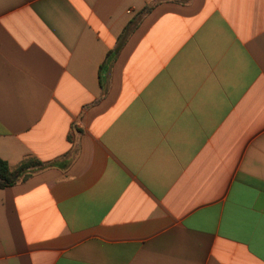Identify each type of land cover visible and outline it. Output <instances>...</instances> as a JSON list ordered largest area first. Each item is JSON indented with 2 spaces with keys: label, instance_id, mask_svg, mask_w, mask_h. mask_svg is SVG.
Wrapping results in <instances>:
<instances>
[{
  "label": "crops",
  "instance_id": "crops-1",
  "mask_svg": "<svg viewBox=\"0 0 264 264\" xmlns=\"http://www.w3.org/2000/svg\"><path fill=\"white\" fill-rule=\"evenodd\" d=\"M0 264H264V0H0Z\"/></svg>",
  "mask_w": 264,
  "mask_h": 264
},
{
  "label": "trees",
  "instance_id": "trees-1",
  "mask_svg": "<svg viewBox=\"0 0 264 264\" xmlns=\"http://www.w3.org/2000/svg\"><path fill=\"white\" fill-rule=\"evenodd\" d=\"M45 166L38 159L31 158L12 168L5 160L0 159V189L12 187L30 178L32 173Z\"/></svg>",
  "mask_w": 264,
  "mask_h": 264
}]
</instances>
